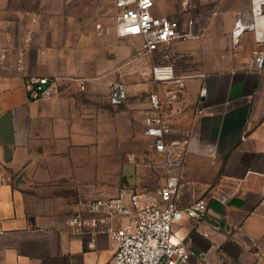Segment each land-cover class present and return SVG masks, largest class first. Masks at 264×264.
Wrapping results in <instances>:
<instances>
[{"label": "crops", "instance_id": "obj_1", "mask_svg": "<svg viewBox=\"0 0 264 264\" xmlns=\"http://www.w3.org/2000/svg\"><path fill=\"white\" fill-rule=\"evenodd\" d=\"M155 2V15L195 35L187 54L177 52L188 56L189 74L172 64L177 81L171 90L186 96L167 114L172 139L189 141L178 203L205 199L209 214L204 223L185 218L175 233L205 254L189 264H264V69L251 68L254 51L264 50L258 40L264 9L256 24L246 21L254 27L235 36L239 14H250L252 0ZM14 21L0 16L1 40L11 49L0 62V264H112L110 237L73 227L70 219L83 211L80 201L114 197L122 186L153 190L155 181L130 162L117 183L114 148L104 150L101 165V123L110 114L114 122L116 105L85 79H69L74 69L52 37L35 35L30 42L19 37ZM22 52L25 72L18 70ZM27 77L58 78L60 93L31 100ZM199 225H218L221 233L213 242L197 233Z\"/></svg>", "mask_w": 264, "mask_h": 264}, {"label": "built area", "instance_id": "obj_2", "mask_svg": "<svg viewBox=\"0 0 264 264\" xmlns=\"http://www.w3.org/2000/svg\"><path fill=\"white\" fill-rule=\"evenodd\" d=\"M115 7L118 36L141 39L143 51L148 55L168 48L177 41H189L195 37L191 31L180 29L171 18L155 15V0H115ZM263 9L264 0H252L250 14H239L234 35L240 36L248 26L254 27L246 21L256 24ZM258 40L263 43L264 36L259 35ZM10 51L1 40L0 27L1 63L7 60ZM253 56L251 68L261 72L264 69V50H255ZM18 70L25 72L23 52L18 61ZM155 80L161 84L176 80L173 66L156 67ZM80 85L84 90L83 81ZM25 88L31 100L47 99L60 93L58 78L55 77H27ZM203 95L205 91L201 92ZM185 96V90H170L166 98L159 92H153L149 97L150 107L144 115V132L151 142V155L145 158L144 164L148 169L160 170V185L155 184L153 190L127 186L114 197L80 201L83 211L77 212L69 221L71 226L79 229L95 228L106 233L115 247L112 264H189L191 258L205 255L196 252L175 233L176 226L185 218L204 223L209 214V204L205 199L196 200L185 207H181L177 199L189 141L172 139L174 129L167 110ZM109 98L114 105L124 104L128 99L127 86L121 81L113 82L109 88ZM209 152L215 154V147H209ZM227 197H221V201L226 202ZM196 231L203 238L215 242L221 227L199 225ZM94 233L93 242L96 239ZM216 248L220 249L221 245L217 244Z\"/></svg>", "mask_w": 264, "mask_h": 264}, {"label": "rangeland", "instance_id": "obj_3", "mask_svg": "<svg viewBox=\"0 0 264 264\" xmlns=\"http://www.w3.org/2000/svg\"><path fill=\"white\" fill-rule=\"evenodd\" d=\"M116 13L114 0H0V16H11L19 23L16 28L19 37L28 36L30 42L35 35V38L52 37V46L62 51L66 66L74 69L69 79H85L101 96L108 98L113 82L121 81L127 86L128 99L115 106L114 122L110 114L109 121L105 116L101 123L100 162L102 165L108 155L104 150L114 148L117 183L122 166L133 162L139 171L147 172L160 185V170L148 169L144 164L151 155V142L144 132V115L153 92L166 98L172 89L170 82H156V67L174 63L180 74H189L188 56L177 55V52L187 54L189 43L183 41L178 47L170 46L148 55L143 51L141 39L118 36ZM50 17L57 19L52 25L47 23ZM34 25L40 28L37 30Z\"/></svg>", "mask_w": 264, "mask_h": 264}]
</instances>
